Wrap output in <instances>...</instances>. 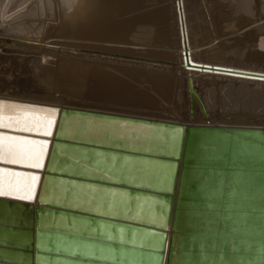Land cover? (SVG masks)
Segmentation results:
<instances>
[{"label": "water", "instance_id": "obj_1", "mask_svg": "<svg viewBox=\"0 0 264 264\" xmlns=\"http://www.w3.org/2000/svg\"><path fill=\"white\" fill-rule=\"evenodd\" d=\"M188 93L189 122L0 94V121L59 109L51 137L0 122L50 141L42 169L0 160L40 175L0 195V264H264V125L213 124Z\"/></svg>", "mask_w": 264, "mask_h": 264}, {"label": "bare ground", "instance_id": "obj_2", "mask_svg": "<svg viewBox=\"0 0 264 264\" xmlns=\"http://www.w3.org/2000/svg\"><path fill=\"white\" fill-rule=\"evenodd\" d=\"M15 1L0 0V94L51 104L77 105L61 102V99H46L48 97L36 86L31 75L29 62L34 59L35 62L39 61L36 68L40 77L37 79L45 81L42 86L51 84L59 87L58 90L63 88L70 93L74 90L71 87L87 71L89 74L85 85L91 86V96L83 97L89 102L107 107L110 111H118L108 109L117 105L137 110L150 108L151 112H156H131L130 109L122 112L189 122L190 107L187 116H183L185 119L159 111L162 101L178 100L179 88L189 98L187 103L190 101L188 79L192 77L211 123L263 125L216 121L208 99L199 89L204 87L209 92L223 91L228 95L234 90H244L243 87L249 90L250 85L264 88V36L261 29H257L258 25L247 35L249 42L258 43L256 50L247 51L243 61H218L216 58L204 59L202 54L208 47L204 48L194 41V29L200 24L197 22L196 25L193 21L200 16L201 0H21L19 5L14 6ZM53 1L62 9L58 6L55 11ZM215 1L217 5L222 3ZM227 1L253 19L248 17V26L264 22V0ZM219 6L221 9L222 5ZM219 13L226 25V14ZM52 55H57L55 69ZM234 85L241 86L235 88ZM249 93L256 99L262 96L258 91L249 90ZM237 104L234 105L242 107L239 109L242 111H256L254 109L259 105L255 102L245 107ZM224 106L218 116L227 115ZM194 111L195 122L204 123L196 100Z\"/></svg>", "mask_w": 264, "mask_h": 264}, {"label": "rangeland", "instance_id": "obj_3", "mask_svg": "<svg viewBox=\"0 0 264 264\" xmlns=\"http://www.w3.org/2000/svg\"><path fill=\"white\" fill-rule=\"evenodd\" d=\"M19 1H21V0H16L15 2H13L12 5H14V6L19 5L20 4ZM33 1H36V0H33ZM219 1H221L222 3L217 5L215 0H208V1L207 0H201L202 5H200V10H199L200 16L197 18L198 20L197 19L195 20L196 22L193 21L194 24L196 23V25H198V23H199L201 25V27H200V25H198V27L194 29L195 30L194 31V41L196 44L202 45L204 48L208 47L206 50H204V52L202 54V56L203 55L205 56V57L203 56L204 59H215L216 58V59H218V61H220L221 59H222L221 61H223V60L224 61H228V60L229 61L230 60L231 61H243L244 56H245L244 54L247 51L256 50L258 48V46H257L258 43L253 42V41L252 42L248 41V38H247L248 33L254 31L256 29V26L258 25L257 29H261L262 36H264V30H263L264 29V22L263 23L257 22V23L252 24L255 26H252V25L248 26L250 23V20H253V19H251L249 16L239 12L236 9V7H234V5L231 4L229 1H227V0H219ZM53 3H54V1H53ZM55 4H56V1L53 4L52 8L56 11V10H58V8L60 9L61 6L57 5V4L55 5ZM45 5H46V7L49 6L48 4H45ZM219 5H222L221 9H219L220 8ZM263 10L264 9H262V12H264ZM219 11L224 12V14H226L225 16L228 19V22L226 25H225V22H223L222 15L219 13ZM248 17L250 18V20ZM227 25H229V27ZM238 32H240V34ZM241 37H243V38H241ZM234 42L235 43H237V42L241 43L242 42L243 44L236 45ZM244 45H246V46H244ZM153 48L160 49V47H156V46H153ZM51 57L53 59L55 58L54 63H53L54 64L53 69H55L57 66V64H55L57 55H56V57H54L53 55ZM134 60L142 61V59H134ZM33 65H35V66H33ZM36 65L39 66V61L35 62V60L32 59L31 62H29L31 75L34 76L35 81L34 80L33 81L36 83V86L42 90L43 94H45L46 97H48L46 99H49V100H51L52 98H53L52 100H55V99L60 100L61 99L60 100L61 102H68L71 104L73 102V104H77V105H84L85 104L84 106H98L101 108H107V107H104L101 105H95L96 103H91V102H89L90 100L83 97V95L84 96H91V93H89V91L91 90V86L85 85V83L88 79L87 75L89 74L87 71H85L83 76H80V78L76 82L78 85L74 84V86L71 87L72 89H74V90H72V92H74V93H72V92L69 93L68 91L63 90V88H60V90H58L59 87L55 88V85L45 84L46 86H42V85H44L45 81L43 79H40L41 82H43V81L44 82H43V84L39 83L40 81L38 79L40 76L39 77L37 76V74H38L37 70L38 69L36 68ZM49 85H51V87H48ZM240 86L241 85H234L235 88H238ZM248 87H250L249 88L250 91H258V93H261L262 96H259V98L256 99V97H253V95L251 93H249V90L245 89L244 87H243L244 90H239V91L234 90L228 95H227V93H225L223 91L222 92L221 91H212V92L210 91L209 92L204 87H201L202 89L201 88H199V89H200V92H202V95H204L208 99L209 104L211 105V110H212V113L214 115V119H216V121H221L223 123H226V122L231 123L232 122V123H240V124L245 123V124H252V125H258V124L263 123V125H264V97H263L264 96V88H262L261 86H253V85H250ZM51 88H54V89H51ZM145 88H149V86H146ZM179 89H180V91H179ZM179 89H178V92H179L178 94L180 96V99L178 96V100L175 102L174 101H172V102L171 101H168V102L162 101V106L160 108L161 111H159V112H163V113L166 112L168 115L174 114L173 116H175V118H177V119L178 118L179 119H185L183 116H187V113L189 111V107H190V112H191V101H189L187 103L189 98H187V96H185L186 93L185 92L183 93V91H181V88H179ZM75 90H77V91H75ZM204 90H205V92H204ZM30 92H32V91H28V93H30ZM56 92H58V93L56 94ZM61 94H63V95H61ZM68 94L72 97V99L70 96L68 97ZM75 95H76V98H75ZM73 97L75 98V100ZM82 98H83V100H82ZM230 98H232V99L230 100ZM78 99H79V101H78ZM253 99H255V100H253ZM250 102H255V103L260 105V106L258 105L254 109L256 111H251V110L242 111V110H239V109H243L242 107H236L234 105L235 103H238L237 105L245 107ZM89 104H92V105H89ZM223 104H225V106ZM223 106H224L225 110L227 111V115L224 117L218 116V114L221 112L220 110H222ZM125 107H126V109H125ZM114 108H115V110H118V111H129V109H130V111L132 112L133 110H135V111L137 110V109H134V107H130V106H121V108H120L119 105L114 106V107L111 106L108 109H114ZM233 108L236 109V110H234V112L232 111ZM149 109L150 108H142L140 110H137V112L138 111L139 112L140 111L141 112H147V113H155L156 112V111L151 112V110H149ZM238 111H240V112H238ZM239 113H241V114H239ZM245 113H246V115H245ZM176 114H178V115H176ZM260 115H262V117ZM176 116H179V117H176Z\"/></svg>", "mask_w": 264, "mask_h": 264}, {"label": "snow or ice", "instance_id": "obj_4", "mask_svg": "<svg viewBox=\"0 0 264 264\" xmlns=\"http://www.w3.org/2000/svg\"><path fill=\"white\" fill-rule=\"evenodd\" d=\"M0 101V106L4 105ZM17 109L15 118L8 117L0 121L6 128H17L27 133L53 135L59 109L55 107H38L34 105L12 104ZM24 110L20 115L19 111ZM50 141L35 140L27 135H9L0 133V160L13 165H27L34 169L44 167L45 155ZM40 175L36 172H21L11 168H0V195H20L24 200H32L36 193Z\"/></svg>", "mask_w": 264, "mask_h": 264}]
</instances>
